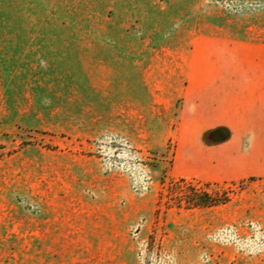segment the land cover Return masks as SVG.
Returning <instances> with one entry per match:
<instances>
[{
  "label": "rangeland",
  "instance_id": "1",
  "mask_svg": "<svg viewBox=\"0 0 264 264\" xmlns=\"http://www.w3.org/2000/svg\"><path fill=\"white\" fill-rule=\"evenodd\" d=\"M255 64L264 0H0V264L98 216L135 264H264V177L227 175L238 127L180 96ZM181 179L226 202L177 208Z\"/></svg>",
  "mask_w": 264,
  "mask_h": 264
},
{
  "label": "crops",
  "instance_id": "2",
  "mask_svg": "<svg viewBox=\"0 0 264 264\" xmlns=\"http://www.w3.org/2000/svg\"><path fill=\"white\" fill-rule=\"evenodd\" d=\"M180 96L192 109L206 108L208 125L238 127L235 133L242 143L236 147L238 151L233 148L237 152L234 161L226 164L227 175L264 177L262 65L255 64L254 69L191 71L185 75V91ZM53 223L56 226L32 231L31 264H135L133 259L123 258L132 251L124 244L127 235L116 218L98 216L89 223L75 222L74 229L65 220ZM71 239L79 243L82 239L84 247L82 252L79 248L78 255Z\"/></svg>",
  "mask_w": 264,
  "mask_h": 264
},
{
  "label": "trees",
  "instance_id": "3",
  "mask_svg": "<svg viewBox=\"0 0 264 264\" xmlns=\"http://www.w3.org/2000/svg\"><path fill=\"white\" fill-rule=\"evenodd\" d=\"M174 188L180 191V194L174 197V205L177 208L205 209L217 207L226 202V199L215 197L207 191L197 189L183 179L172 184L171 189L173 190Z\"/></svg>",
  "mask_w": 264,
  "mask_h": 264
}]
</instances>
